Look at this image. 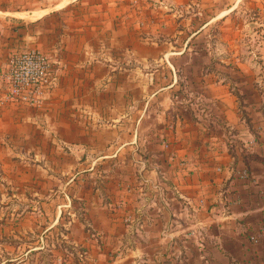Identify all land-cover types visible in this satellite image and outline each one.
I'll use <instances>...</instances> for the list:
<instances>
[{
	"label": "crops",
	"instance_id": "crops-1",
	"mask_svg": "<svg viewBox=\"0 0 264 264\" xmlns=\"http://www.w3.org/2000/svg\"><path fill=\"white\" fill-rule=\"evenodd\" d=\"M243 3L0 0V92L28 48L54 76L40 107L0 109V203L18 204L0 264L65 210L73 264H264V43L245 49Z\"/></svg>",
	"mask_w": 264,
	"mask_h": 264
},
{
	"label": "rangeland",
	"instance_id": "rangeland-1",
	"mask_svg": "<svg viewBox=\"0 0 264 264\" xmlns=\"http://www.w3.org/2000/svg\"><path fill=\"white\" fill-rule=\"evenodd\" d=\"M236 21L238 20H242V22H244V31L243 33L245 34L246 31L250 30V28L246 26V24H248V22L255 18L258 17L259 21L258 24H260V26H255L252 27L251 30L253 31H257V33L255 34V36H251L247 37V35L245 34V36H243L242 39V43L246 47H250V49L252 51H255V49L258 47L259 43H264V0L260 3H254L252 1L248 0H244V3L238 8V14H236ZM252 31V32H253ZM243 49V50H245ZM28 50H37V49H25L22 50L20 52L23 51H28ZM39 51V50H38ZM17 52V53H20ZM41 52V51H40ZM16 53V54H17ZM44 53V52H42ZM46 54L48 57L49 55L47 53ZM49 61L51 63V70H50V79H51V84L50 86H48L44 92H43V99L45 97V94L48 90H50V88L53 86L54 83V76H53V72H52V61L49 57ZM258 61V60H257ZM7 70V69H6ZM260 77L262 79H264V70H260V71H256V78ZM3 81V79H2ZM4 84V82H3ZM263 84V83H262ZM7 90H6V86L4 84V89L3 91H1L0 93H2L3 95H5ZM8 104H16L18 106L23 105L20 104L18 102H12V103H5L4 105L0 106V109L2 107H4L5 105ZM42 104V102H41ZM41 104L38 106L40 107ZM25 106V105H23ZM30 107V106H28ZM38 107H30V108H38ZM65 176H60L59 179V186H60V191L61 189L64 187L65 184V180H64ZM6 200V199H5ZM7 207V208H6ZM81 205L80 204H76L74 206V210L76 212L75 216L76 218L80 219V209H81ZM18 208V204L15 201H9V204L5 205L4 202L0 203V228L2 227V225L6 222H10V223H16L18 222V219H15L14 216L13 218L11 217L10 214H8V211H12L14 209ZM72 215L69 214L67 212V210H65L64 212L62 211L60 216H59V221L57 223L56 226H54V228L49 230V233H47L46 231H43L42 234H40V232H38L37 234L44 236L43 238H45V236H48V240L47 242L44 241V245L46 243V246L43 247L44 250H37V251H33L30 250V248L35 247L34 245V241L36 240V234L34 232H29L27 231V234H23L21 236V239H23L25 246H21V249H19V251L22 252V249H26L27 251H29L28 254V258L25 261L24 264H73L75 263L79 258V260H81L83 257V248L80 246H76V245H72L70 243V240L68 239V224L70 222V220L72 219ZM33 221V220H32ZM34 222V221H33ZM43 222V221H42ZM42 227H45V223L43 222V224H41ZM18 236V234L16 236H14L15 238ZM13 237V236H11ZM3 238H5V235L3 234V230L0 229V260L3 259V257L5 255H7V253L9 254H18V250L17 247H11L9 250L7 247H4L3 244ZM47 239V238H46ZM17 242V241H16ZM51 242H52V246H51ZM14 248V250H12Z\"/></svg>",
	"mask_w": 264,
	"mask_h": 264
},
{
	"label": "built area",
	"instance_id": "built-area-1",
	"mask_svg": "<svg viewBox=\"0 0 264 264\" xmlns=\"http://www.w3.org/2000/svg\"><path fill=\"white\" fill-rule=\"evenodd\" d=\"M50 70L49 57L38 50L15 54L2 74L7 91L5 95L0 93V106L18 102L25 106L38 107L44 90L51 84ZM240 175L247 177L246 172Z\"/></svg>",
	"mask_w": 264,
	"mask_h": 264
},
{
	"label": "bare ground",
	"instance_id": "bare-ground-1",
	"mask_svg": "<svg viewBox=\"0 0 264 264\" xmlns=\"http://www.w3.org/2000/svg\"><path fill=\"white\" fill-rule=\"evenodd\" d=\"M25 17V16H24Z\"/></svg>",
	"mask_w": 264,
	"mask_h": 264
}]
</instances>
